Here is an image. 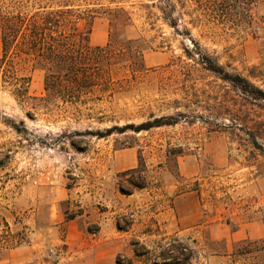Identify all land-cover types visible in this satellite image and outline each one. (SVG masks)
<instances>
[{
	"label": "rangeland",
	"instance_id": "rangeland-1",
	"mask_svg": "<svg viewBox=\"0 0 264 264\" xmlns=\"http://www.w3.org/2000/svg\"><path fill=\"white\" fill-rule=\"evenodd\" d=\"M232 1L0 0L91 11L116 82L71 103L43 65L0 76V264H264V102L185 51L193 39L264 89V0L252 19ZM156 118L176 123L108 133ZM133 169L146 188L121 177Z\"/></svg>",
	"mask_w": 264,
	"mask_h": 264
},
{
	"label": "trees",
	"instance_id": "trees-1",
	"mask_svg": "<svg viewBox=\"0 0 264 264\" xmlns=\"http://www.w3.org/2000/svg\"><path fill=\"white\" fill-rule=\"evenodd\" d=\"M224 1L211 0L210 3L214 7L227 2L232 6V0ZM235 2L241 4L247 17L252 19L255 0H235ZM160 9L165 12L163 7ZM90 12L78 13L66 4L58 7H43L39 4V7L33 10H29V6H23L16 14L1 13L3 54L0 57V76L6 75L9 68L15 69L16 59L43 65L48 69L45 80L46 91L49 93L57 90L63 94L67 102L71 103L81 101L82 95L94 89L105 91L108 87L115 86L116 82L112 81V68L109 66L114 55L112 45L108 44L106 47L90 45L95 19ZM112 16L114 20L128 18L125 10H115ZM174 25L172 24L173 27ZM191 41L196 50L188 48L185 50L189 59L198 61L208 72L240 90L247 97L264 102V89L248 77L230 72L218 59L204 52L198 42L193 39ZM94 66L99 67V71H91ZM175 123L165 118H156L139 125L115 126L109 129L108 133L114 130L121 133L129 130L140 133ZM108 133L96 135L106 137ZM137 173V182H129L131 187L146 188L147 178L137 169L124 172L121 177ZM120 189L125 194L132 193L126 192L122 186Z\"/></svg>",
	"mask_w": 264,
	"mask_h": 264
}]
</instances>
